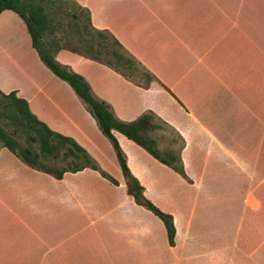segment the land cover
<instances>
[{
	"label": "crops",
	"instance_id": "0c3cea01",
	"mask_svg": "<svg viewBox=\"0 0 264 264\" xmlns=\"http://www.w3.org/2000/svg\"><path fill=\"white\" fill-rule=\"evenodd\" d=\"M154 77L147 85L67 48L114 114L152 111L160 148L186 176L113 130L145 196L127 191L115 149L71 85L40 59L23 19L0 12V89L73 137L115 181L85 167L61 177L0 144V264H264V0H76ZM141 82V81H140Z\"/></svg>",
	"mask_w": 264,
	"mask_h": 264
},
{
	"label": "trees",
	"instance_id": "16d2710c",
	"mask_svg": "<svg viewBox=\"0 0 264 264\" xmlns=\"http://www.w3.org/2000/svg\"><path fill=\"white\" fill-rule=\"evenodd\" d=\"M4 9L15 11L23 19L40 59L57 76L67 81L85 103L101 131L111 140L127 191L137 203L159 216L172 244L175 235L172 215L145 196L143 186L130 172L125 154L113 134V130L120 131L159 161L186 176L178 149L160 148L158 145L156 130L170 127L150 110L131 120L120 119L107 101L93 93L87 80L58 61L55 53L60 48L70 49L106 63L131 80H134L132 76L135 73H139L143 81L137 82L143 85L149 84L154 76L111 32L95 27L89 9L76 0H0V12ZM0 144L31 167L55 177H61L65 171L90 167L115 181L73 137L50 128L39 119L30 110L27 100L15 91L4 92L0 89Z\"/></svg>",
	"mask_w": 264,
	"mask_h": 264
},
{
	"label": "rangeland",
	"instance_id": "374dc122",
	"mask_svg": "<svg viewBox=\"0 0 264 264\" xmlns=\"http://www.w3.org/2000/svg\"><path fill=\"white\" fill-rule=\"evenodd\" d=\"M132 78L136 81H143V78L139 75V73H135ZM166 130V129H163ZM166 132L168 133V138L172 141L176 138L175 133L171 129H167Z\"/></svg>",
	"mask_w": 264,
	"mask_h": 264
}]
</instances>
